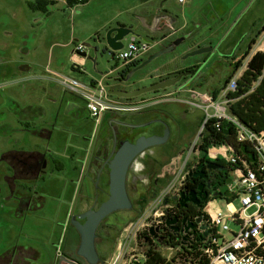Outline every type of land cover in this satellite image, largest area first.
Wrapping results in <instances>:
<instances>
[{
    "label": "rangeland",
    "instance_id": "374dc122",
    "mask_svg": "<svg viewBox=\"0 0 264 264\" xmlns=\"http://www.w3.org/2000/svg\"><path fill=\"white\" fill-rule=\"evenodd\" d=\"M32 1L35 0H0V160L6 152L33 150L37 138L31 134V128L33 131L48 127L50 131L54 132L53 139L51 141H44V139L38 138V142L46 144L44 147H41L45 149L43 150L45 153H47L46 150L52 152L47 153L49 156H46L49 161V170L51 171L52 168L53 170H60L58 167L62 165L64 167L61 172L63 178L60 179L65 182L70 181L71 184L69 189L65 186L61 187L64 192L63 197L54 198L51 196L52 191H56L55 189H57L55 186L52 191H47L48 193L42 196L44 198L42 201L35 204L38 208H34L33 215L26 216L24 219H15V214L9 213L10 203L6 201V196L9 193L4 183V175L8 176V172H5L6 165L1 160L0 253L5 249V241H11V243L26 242L30 239L31 243L37 245L45 253L46 257L45 262H35L34 264H55L53 259H55L58 252L63 253V247H66L68 240V238L66 239L68 235L67 230H63V225H60L64 218L63 215H60L59 211L66 208V206H73L72 208L75 210L80 205V194L84 188V182L87 180L84 161L87 155L89 156L96 151L101 130L100 123L88 113L82 114L84 117L80 114L81 116L79 117L77 111L75 114L72 108L70 110L68 105L70 101L77 102L82 106V109L86 108V104L74 94L63 90L59 84L53 82L61 89L59 101L56 103L49 101L44 90L39 87L41 85L40 82H36L32 78L35 72L32 68L36 70L39 69L38 65L46 64L48 49L55 42L59 44L57 49L61 50H64L61 47L62 43L71 42L70 46L66 48L69 53L74 48L73 42L76 44H87L86 52L88 56L94 57L93 48L99 45L100 49L102 48L100 41L105 37L106 31L110 28H107L108 25L106 24L108 22L109 25L111 23L115 24L116 21L135 25L139 15L144 13L151 5H146L147 0H89L88 3L77 6L75 14L71 18V12L68 7L64 8L59 4L58 6L51 7L50 12L54 11L58 15H61L68 23L62 27L64 30L63 35H40L41 28L46 26L45 19L48 14L31 10L28 3ZM161 1L156 0V4L159 5ZM198 1L200 9L197 10L200 14L208 10L203 6L204 0ZM221 1L223 3L222 11L209 9L213 12V20L209 19V21L201 24L196 23V28L200 30V35H194L190 39L187 36V39L174 52L156 59L150 66L152 68L157 66H167L170 68L172 66H169L167 61L170 58H174L176 59V63L173 66H177L179 69L188 67L202 56L183 59L182 57L185 54L198 49L190 51L189 48H196L197 44L203 46L201 48H216L219 45V39L223 36L224 38H229V46L232 52L227 54V51L225 52V50L222 51L221 49L210 51L209 54L211 55L209 57L213 62H210L208 66L203 65V74H213V84L218 85L232 73V63L234 60L239 59L243 65L245 61L243 54L247 51L253 38L258 35L264 26V0ZM217 2L220 3V1ZM168 4L174 9L175 14L181 18L182 6L178 0H168ZM40 18L43 19L42 22ZM234 21H238L237 26L234 24ZM234 26H236L235 33L231 32L230 34L232 35H224L225 33L223 32L232 30L235 28ZM69 32H74L75 35H66ZM215 32L223 34L214 35ZM174 39L176 40L177 37L169 39L164 44H168L174 41ZM259 45L260 43H257L256 50L254 49L255 52H258ZM159 49V47H156L153 52L155 53ZM86 59L88 67L93 72L98 73L100 71L104 75L119 64L113 60L110 54H103L102 52L98 54L96 66L91 60ZM243 68L240 67L230 77L240 75ZM52 70L58 72L57 70ZM144 70L146 71L147 68ZM118 74L117 72L114 75ZM104 75L99 74L100 77L97 80H103L108 91L111 89L132 91L131 87L136 83L147 84L149 86L153 80L151 75L135 84L134 82L122 84L111 79L114 76H110L107 79ZM134 79L132 81H135ZM201 91L203 93L208 92L206 89ZM152 94L154 93H148L144 96L149 97ZM111 97L117 100H124ZM35 103L41 105L45 110L42 113V119H44L38 122L32 121L31 118L36 113L39 114L40 110H36L31 115H28L26 110L28 105ZM124 117L127 118V116ZM199 117L203 120L205 113L203 114L200 111ZM198 138L199 136H196L192 139L186 151L176 154L173 157L176 158L175 160H171L169 163L168 161L164 163L158 162L156 169L158 170L164 164L166 167L161 174L165 172L166 176L162 179L163 181L160 179L157 184L155 181L157 170L155 175L152 173L155 170L154 164L150 170L144 169L146 163L154 161L151 158L152 153L147 152L136 161L129 178V190L134 200H142L141 202L144 205L142 206V213L154 198L149 197L151 185L156 184H154V191L157 192L172 181L186 160L193 162L197 159L199 154L191 148V145ZM171 163L174 166L173 170L170 172L166 171L168 169L167 166ZM48 176L50 177L51 175L49 174ZM228 180L226 179L221 187L223 194L227 192ZM78 181H80V185L77 194H75L74 192L77 189L76 183ZM18 183L20 182L18 181ZM22 183L28 182L25 180ZM49 185L48 177L46 181L35 182L34 192H38L35 189H41V187L47 188ZM67 189L68 192H66ZM145 194H147V197ZM143 195L144 197H142ZM18 196L20 195L18 194ZM33 199L35 200V197ZM217 202H215L216 207L225 209V205L227 204L226 199L220 198ZM231 204L235 208L238 207L237 201H232ZM43 205L44 207H42ZM139 215L134 216L136 220L141 216ZM134 217L122 211V213H112L104 220V224H117V227H113L110 241H105L102 244V249L105 252L103 264H111L119 252L123 251L124 241L120 239V233L122 232V228L136 222V220L130 222V218ZM125 221H129L130 223L125 225ZM53 229L54 233L52 234ZM24 234L27 236L25 237Z\"/></svg>",
    "mask_w": 264,
    "mask_h": 264
},
{
    "label": "built area",
    "instance_id": "2783aa9c",
    "mask_svg": "<svg viewBox=\"0 0 264 264\" xmlns=\"http://www.w3.org/2000/svg\"><path fill=\"white\" fill-rule=\"evenodd\" d=\"M83 1L77 0L73 6L68 4V0L65 3L73 13L74 8L83 4ZM178 1L184 3L186 0ZM171 30L175 32L173 26ZM162 41L148 43L129 36L124 48L113 52V60L119 63L115 70L137 63L153 47L161 45ZM73 44L75 52L86 50L84 44ZM256 53L254 51L244 59L240 75H233L217 97L194 91L193 96L198 99H190V103L202 108L206 122L215 121L213 126L216 130L221 129L222 122L230 123L235 129L237 141L252 145L255 158L248 160L228 144L211 145L208 158L223 160L230 170L227 192L207 204L204 223L196 230L183 232L177 237L162 231L175 212L174 205L167 199L179 193L185 178L184 172L178 170L172 181L157 192L136 222L123 228L120 239L124 241V249L111 264H146L148 257L145 245H148L149 240L162 253L165 264H264V130L255 132L232 115L230 106L235 99L229 98L230 94L237 92V82ZM47 73L63 90L81 98L97 122L107 112L136 113L146 107L144 101L135 105L116 102L108 94L103 80L84 83L50 68ZM261 79L253 82L250 92L256 89ZM220 198L227 201L225 209L216 207L215 202ZM232 201L238 202L237 208L232 206Z\"/></svg>",
    "mask_w": 264,
    "mask_h": 264
},
{
    "label": "flooded vegetation",
    "instance_id": "af4514ba",
    "mask_svg": "<svg viewBox=\"0 0 264 264\" xmlns=\"http://www.w3.org/2000/svg\"><path fill=\"white\" fill-rule=\"evenodd\" d=\"M192 36L189 35L188 36L189 39ZM179 37H182V35H180ZM162 40L164 41L163 38ZM172 42L168 44L162 43L161 45L168 46ZM201 47L203 46L197 44L196 48L195 47L189 48V50L191 51L197 48L199 49ZM210 55L211 54H209V52L203 54L198 61L193 62L188 67L178 69V71H176L171 78L177 76V74L181 72H192V74L187 77H183L182 80L173 88L182 87L183 89V86L186 87L190 85L192 87L191 93L194 91L202 92L201 90L206 89L208 90L206 94H210L213 96L215 91H219V93L223 91L226 88L229 79L231 78L230 76L233 73H235L234 69L239 59L234 60V62L232 63V73L228 77H226L222 82H220L218 85H215L213 84V80H214L213 74L205 75L203 74L204 71L202 69L203 65L208 66L210 62H213L210 60L209 57ZM167 63L169 66H172L170 68H173L175 67L173 65L176 63V59L170 58L169 61H167ZM150 65L147 67L146 71H151L150 74L153 77V75L158 71H160L162 67L158 66L152 68ZM163 67L168 68L167 66H163ZM133 68H131V70ZM131 70H129L126 74H119V75L125 77L128 75V73ZM237 70H239V68ZM193 95L194 94H191L190 99L197 97V96L194 97ZM196 99H198V97ZM177 101L178 102L176 103V105L178 107L179 115L175 120L172 121L170 120V115L167 112L161 113L160 115L150 116L149 119L143 122H140L137 119L128 120L122 117L121 115H116V114L113 115L111 118L102 121V123L100 124V130H101L100 140L102 141L100 151L97 154L96 152L97 148H96V151L93 154H91V157L88 161V172L86 176L87 184L90 183V185H92L93 191L91 195L86 196V203L88 204L87 206L88 208L83 212L89 209L99 208L101 203L107 200L109 196V186H108L109 177H108V168L106 162L110 158L114 146L119 147L121 142H123L128 138L133 139L138 135V133L140 134L155 133L153 128L135 130L129 127H122L121 124L119 123L110 125V122L112 120H117L120 122H128L135 125V124L147 123L150 121H161L169 127L170 136L166 144L156 147V149L159 148L160 151L158 150L159 152L152 154L151 158L154 161H152L151 163L150 161L146 163V167L144 168L145 170H150L151 167H153V164L154 167H156L158 162L164 163L168 161L169 163L173 159L174 154H178L179 152L186 151L189 148L192 139L196 136H199L198 140L195 143H192L191 145L192 146L191 148L196 150L199 154L197 159H195V161L193 162H189V160H186L183 163L185 178L183 181L182 188L180 189L178 194H175L171 196V198L167 199V202H170L174 205L175 212L172 215V217L170 216L171 218L167 220L166 226L162 228V231L165 232V234H169L172 237H177L183 232L190 233L191 231L196 230V228L200 224L204 223L206 217L205 210L207 204L212 199L223 196V191L221 187L223 183L226 181V174H228L230 170V166L226 162L221 161L220 159L212 160L208 158V154L204 152V144L202 143V136L207 132V122L205 121V117L203 118V120L199 117L200 111H202L204 114L202 108L197 104L193 105L192 103H190L189 99H186V97L184 96L178 98ZM27 113L28 114L30 113L29 109H27ZM165 129L166 127L162 125L160 128V132L158 133L163 134ZM149 130L150 131L153 130V132L150 133ZM150 151L151 149L148 150L147 152ZM140 157L141 156H139L132 164V167L128 173V180H127L128 193L130 195V198L134 206L131 210H125L123 212H127L131 214L132 217L139 214L143 206V203L141 202L142 200L140 201L134 200L129 190L130 174L134 164ZM7 158L10 161H8L5 166L6 168L5 172H8V176L4 175V181H5L4 183L9 193L6 196V201H8V203L15 202V206L10 205L9 211H12V213L15 214L17 211L28 208L30 209V211L27 212V216H29V214H32L35 211L34 204H37L39 201L43 200L42 198H36L34 192V183L37 182L35 180H38V177L44 172L46 167L49 165V161L42 155H27V156L19 157L14 153H10L7 156ZM93 168L98 169V175L94 177L91 176V172L93 171ZM25 180L28 183H22V181ZM18 181L20 183H18ZM154 184L153 186L151 185V189H149L150 190L149 197H154L157 194V192L154 191ZM1 193H2V187L0 186V194ZM18 194L20 196H18ZM146 195L147 194H145V196ZM33 197H35V200L33 199ZM142 197H144V195ZM119 212L122 213V211ZM171 220H173L174 222L169 224V221ZM103 223L104 221L101 223V225ZM114 226L117 227V224L111 223V224H105L104 228L99 227L97 244L98 241L100 240L104 239V241H106L105 239H107L109 241L111 239ZM189 226L190 228L187 231V228ZM70 228H73L75 230V228L71 224H70ZM101 236L103 237L102 239ZM75 254L74 257H69L64 253L58 254L57 255L59 260L58 264L60 262H62V264H67L64 261H62L63 257L68 258L76 262L77 264H87L83 258L77 255V251L75 252ZM100 255L103 261H105L103 254L100 253Z\"/></svg>",
    "mask_w": 264,
    "mask_h": 264
},
{
    "label": "crops",
    "instance_id": "0c3cea01",
    "mask_svg": "<svg viewBox=\"0 0 264 264\" xmlns=\"http://www.w3.org/2000/svg\"><path fill=\"white\" fill-rule=\"evenodd\" d=\"M49 1H54L55 4L50 6L49 8V13H47V17L45 19L46 22V26H43L40 30V35H63V26H66V24H68L65 19L61 16L58 15L57 13L50 12L51 7H55L58 6L59 4H61L64 8H67V5L65 3V0H49ZM205 2L203 3L204 8L206 9H213V10H219L222 11L223 9H221L223 7V3L221 0H204ZM217 1H220V3H218ZM179 2V1H178ZM161 3H163V8L161 13L163 12V10L165 9H169L170 10V6L168 4V0H162ZM199 1L198 0H186L184 3H179L182 6V16L181 18L179 16H177L174 13V16L177 17V21L175 23H173L172 25H168L166 20H163L161 22V24L159 25L160 28L166 29L164 32L162 33H156L153 35H150V39L152 40H162L161 38L164 39V41H162V43H166L169 39L174 38V37H179L180 35L182 36H189V35H200V30H198L196 28L197 26V22L199 24L209 21V19L213 20L214 17L212 15V11H208L206 10L205 12L201 13L197 10L200 9V5H198ZM146 5H151L150 7H148L147 10L144 11V13H141L139 15V17H144L147 16L148 11L150 12H154L157 11L160 7V4L157 5L156 4V0H147V4ZM76 8V7H75ZM75 8L73 13H71V18L72 16L75 14ZM71 12V11H70ZM222 13V12H220ZM46 14V13H45ZM59 16V17H58ZM41 22H42V18H40ZM238 21H234V24L237 26ZM108 25L107 28L112 27V26H117V25H124V26H129L130 24L128 23H121L120 21H116V23H111L109 25V22L106 24ZM171 26L174 27L175 32L171 30ZM236 26H234L235 28H233L232 30L229 31H225L223 33H225L224 35H232L230 34L231 32L235 33L236 31ZM231 29V28H230ZM263 29V28H262ZM221 33V34H223ZM260 33V32H259ZM258 33V35H259ZM218 32H215L214 35H221ZM66 35H75L74 32H69ZM73 39V38H72ZM219 45L214 48L216 50H225V52L227 51V54L231 53V47L229 46L230 42H229V38H224V36L222 38L219 39ZM76 41V39H75ZM257 43H260L259 45V49L257 51H264V30L262 31V33L260 34L259 38H257ZM75 43V42H74ZM257 43L253 46V49H251L250 53L254 52V49L256 50L257 47ZM71 42H67V43H62L61 47L64 50L61 49H57V47H59L58 43H53L50 48L48 49V59L46 64L44 65H38L39 69H34L32 68L35 72L33 73L32 78L36 81V82H40V88H42L45 92V94L48 96L49 101L56 103L59 101L60 97H61V89L55 85L54 83H56L54 80L51 79V77L48 75L47 73V69H54L57 70L58 72L61 73H65L66 75H69L81 82L84 83H92L93 81L99 79V74L96 72H93L89 67H88V63H87V59L85 57H83L82 54L80 53H76L75 52V45L73 50L71 51V53H69V51L66 49L70 46ZM84 44V43H83ZM85 45V44H84ZM87 46V44L85 45ZM162 45H157L155 47H153V49L143 55L140 59V61H138L137 63L128 66L126 68H119L117 70H115L116 68H118V65L115 66L114 68H112L114 70V72L112 73L113 75L116 74L117 72L119 74H126L129 70H131V68L135 67L136 65H139L141 62L145 61L150 55H152L154 52L153 50L156 49V47H159L160 49ZM159 49V50H160ZM213 49V51H214ZM249 49V46H248ZM247 49V50H248ZM87 50H85L86 52ZM31 52V51H30ZM29 52V53H30ZM208 65V64H207ZM158 67V66H157ZM179 67H173V68H164L162 67L160 71H158L157 73H155L153 75V80H152V84L160 82L164 79L167 78H171L172 75L178 71ZM102 78V77H101ZM54 82V83H53ZM57 84V83H56ZM106 86V85H105ZM147 86V84H140V83H136L133 87H131L132 90L134 89H138V88H142ZM107 88V86H106ZM63 89V88H62ZM181 88H171V89H167L165 91H160V92H156L154 94H152L151 96L147 97V96H143L140 98H136V99H132V100H117V99H113L118 103L121 104H141L142 101H144L143 105H145L146 107L141 110L140 112H136V113H111V112H107L104 113L100 120L99 123L101 124L102 121L111 118L113 115H121L122 117L127 116V119H137L140 122H143L147 119L150 118V116H154V115H160L161 113L167 112L170 115V120H175L177 118V116L179 115V111H178V107L176 105V103L178 102V98L180 97H186V99H190L191 94H193V92L191 93L192 87L190 85L188 86H183L182 92H181ZM108 90V89H107ZM63 91V90H62ZM79 98V97H78ZM81 99V98H80ZM68 105L70 107V110L72 108V111L75 113L77 111V115H79V117L82 114L89 113L86 105H85V109H82V106L80 104H78L77 102H68ZM29 109L30 110V115L33 114L36 110H40L39 114L36 113L34 115L32 119V121H41L42 119V113L45 112L44 108H42L41 105L39 104H30L26 107V110ZM69 109V108H68ZM79 111V112H78ZM79 113V114H78ZM28 114V115H29ZM76 114V113H75ZM81 114V115H80ZM84 117V115H82ZM126 118V117H124ZM34 119V120H33ZM31 134L36 137L37 139L35 140V147L33 148V150L31 151H20V152H6V154L3 156V158L1 159L2 161H4V164L6 165V163L8 161H10L7 156L10 153H14L15 155H18L19 157H23V156H27V155H42L46 158V156L48 157L49 154L47 153H52L49 150H46L47 153H45L43 150H45L44 147L46 144L38 142V138L39 139H44V141H51L53 139V131H50V128L45 127L43 129L40 130H33L31 128ZM102 141L99 140V144H97V154L100 151V147H101ZM158 149L152 148L151 149V153L154 154L156 152H159ZM176 154H174L175 156ZM91 155H87V157L85 158L84 161V170L86 172V176H87V172H88V161L90 159ZM47 159V158H46ZM176 158H173V160H175ZM48 160V159H47ZM166 166H164V164L161 165V167L157 170L155 167V170L152 171L153 175H155L157 173V178H156V184L159 183V180L164 179L166 174L165 172H163L161 174V172L163 171V169ZM58 169L60 170H53V168L51 169V171L49 170V165L46 167L45 171L43 172L39 177L38 180H35L37 182L39 181H46L47 177L49 179L50 185L47 188H38L35 189L38 192H35L36 198H42L44 199L42 196H44V194H47V191H52L54 189V187L56 186L57 189H55L56 191H52L51 196L56 198V197H63V189L61 188L62 186H65L69 189L70 187V181H62L63 178V174L61 173L64 169V167L61 165L58 167ZM157 170V172H156ZM180 171L184 172V166H182L181 169H179ZM50 171V172H49ZM156 172V173H155ZM51 175L50 177L48 175ZM98 175V169H94L91 172V176L94 177ZM59 179V180H58ZM163 181V180H162ZM86 182V185H85ZM84 182V188L80 194V205L76 207V209L74 210L72 207L73 206H66V208H64L63 210H60V215H63L64 220L62 221V223H60V225L62 224L63 226V230L65 228V230H67V243H66V247H63V253L66 254L69 257H74L75 252L78 250L79 246H80V235L77 231H75L74 229L70 228V216L72 214H76V213H81L84 210L87 209L88 204L86 203V196H89L92 194L93 191V187L92 185H90V183L87 184V180ZM80 185V181H78L76 183V191L74 192L75 194H77L78 192V187ZM50 188V189H49ZM68 189L66 192H68ZM161 189V188H160ZM159 189V190H160ZM158 190V191H159ZM157 191V192H158ZM11 206H15V202L10 203ZM34 207L37 208V206L34 204ZM44 207V205L42 206ZM30 211V209L25 208L23 210L17 211L15 213V219H24L27 216V212ZM9 213H12V211H9ZM29 215H33V214H29ZM54 233V229L52 230V234ZM24 236L26 237L27 235L24 234ZM61 236V234H60ZM32 239V238H31ZM64 239V238H63ZM61 243H62V238L60 239ZM104 239L98 241V250L99 253L103 254L104 260H105V255H104V251L102 249V244L104 243ZM4 243H6L5 245V249L2 253H0V264H34L35 262H45L46 257H45V253L35 244L31 243L30 239H28V241L26 242H13L11 243V241H5ZM59 254V252L57 253V255ZM56 255L55 259H53L55 262V264H58L59 260H58V256ZM52 262V261H51ZM50 262V263H51ZM52 262V263H53Z\"/></svg>",
    "mask_w": 264,
    "mask_h": 264
},
{
    "label": "water",
    "instance_id": "95a60500",
    "mask_svg": "<svg viewBox=\"0 0 264 264\" xmlns=\"http://www.w3.org/2000/svg\"><path fill=\"white\" fill-rule=\"evenodd\" d=\"M162 8L163 3H160V7L157 11H148L147 16L137 18L135 25H117L110 27L106 31L105 37L100 41L102 48L100 49V45L93 48L94 57L88 56L87 52L85 51L76 53L82 54L83 57L91 60L96 66L99 53H107L113 56L114 51L124 48L125 41L129 36H135L142 41L154 43L155 40L150 39V35L162 33L166 30L159 27L163 20H166L168 25H172L177 21V17L174 16L175 11L173 8H170V10L165 9L161 13ZM185 39L186 36H182L174 40L170 45L162 46L160 50L150 55L145 61L141 62L139 65H136L125 77L119 74L116 76L113 75V69H110L106 75L100 71L98 74L106 76L107 79H109L110 76H114L111 79H114L115 82L122 84H128L130 82H134L135 84L136 82H140L143 79L151 76V71H145V68H147L152 62L163 55L174 52L176 48L185 41ZM212 50L213 48H200L187 53L183 59L203 55ZM191 74L192 72H181L173 78H167L146 87L134 89L132 91L111 89L108 91V94L119 99L132 100L143 97L148 93H156L158 91L171 89L176 86L183 77H187ZM133 78H135V81H132ZM117 123L121 124L122 127H129L135 130L153 128L155 133H138V135L133 139L128 138L121 142L119 147L114 146L111 156L106 162L109 177V196L107 200L101 203L97 209H89L85 212L73 214L71 216L70 224L79 233L81 239L80 246L77 250V255L83 258L87 264L104 263L97 248L98 229L101 223L112 213L131 210L134 206L127 188L128 173L132 167V164L139 156L146 153L148 150L166 144L170 136L169 127L161 121H150L147 123L134 125L128 122L112 120L110 125ZM162 125L165 126L166 129L163 134H160L158 132H160ZM151 132H153V130H151L150 133ZM44 172L46 171L44 170ZM173 222L174 221L171 220L169 221V224ZM189 228L190 226L187 228V231ZM62 261L67 264H77L76 262L65 257L62 258ZM59 264H62V262Z\"/></svg>",
    "mask_w": 264,
    "mask_h": 264
},
{
    "label": "trees",
    "instance_id": "16d2710c",
    "mask_svg": "<svg viewBox=\"0 0 264 264\" xmlns=\"http://www.w3.org/2000/svg\"><path fill=\"white\" fill-rule=\"evenodd\" d=\"M89 0H84L83 4L88 3ZM77 3V0H68V4L73 6ZM54 1L49 0H35L29 2L28 5L33 11H41L43 13H49L50 6L54 5ZM264 28V26H263ZM264 30V29H262ZM259 35L250 43L249 49L243 54V59H245L249 54L252 46L256 43ZM242 61L236 63L234 71L240 68ZM262 77L260 84L256 87L253 92L250 89L253 82L257 81ZM237 92L229 95V98L235 99L234 103L230 106V112L232 115L237 117L245 126L251 128L255 132H261L264 130V52H257L249 62L248 69L244 72L242 77L237 82ZM250 92V93H249ZM219 91L214 92V97H217ZM214 120L207 122V132L202 136V143L204 144V152L208 154L211 145H221L228 144L234 147L235 151L244 156L248 160L255 158V153L252 145L248 143H240L237 141L236 132L234 127L228 122H222L221 129L216 130L213 126ZM221 160V159H220ZM223 161V160H221ZM229 174H226V179H228ZM144 206V205H143ZM141 212L139 213L141 215ZM139 215V216H140ZM138 216V217H139ZM137 217V218H138ZM130 222L136 220V217L130 218ZM125 221V225L130 223ZM124 225V226H125ZM103 223L100 228H104ZM123 229V228H122ZM103 237L101 236V239ZM108 241L107 239H105ZM110 241V240H109ZM146 246L147 261L146 264H165V258L162 253L156 249V247L149 240Z\"/></svg>",
    "mask_w": 264,
    "mask_h": 264
},
{
    "label": "bare ground",
    "instance_id": "6f19581e",
    "mask_svg": "<svg viewBox=\"0 0 264 264\" xmlns=\"http://www.w3.org/2000/svg\"><path fill=\"white\" fill-rule=\"evenodd\" d=\"M167 170L166 171H172L173 170V168H174V166H173V164L171 163L169 166H167Z\"/></svg>",
    "mask_w": 264,
    "mask_h": 264
}]
</instances>
